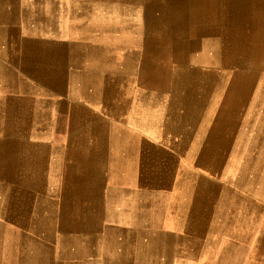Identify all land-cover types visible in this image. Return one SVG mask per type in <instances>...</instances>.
Returning a JSON list of instances; mask_svg holds the SVG:
<instances>
[{
  "label": "crops",
  "instance_id": "1",
  "mask_svg": "<svg viewBox=\"0 0 264 264\" xmlns=\"http://www.w3.org/2000/svg\"><path fill=\"white\" fill-rule=\"evenodd\" d=\"M230 5L0 0V141L40 179L62 171L63 186L33 191L78 201L65 261L264 264V78L253 127L213 123L227 79L185 137L183 95L145 72L152 50L213 45L210 33L222 37L240 16L243 47L257 19L264 51V12L238 16ZM61 209L48 207L57 218Z\"/></svg>",
  "mask_w": 264,
  "mask_h": 264
},
{
  "label": "bare ground",
  "instance_id": "2",
  "mask_svg": "<svg viewBox=\"0 0 264 264\" xmlns=\"http://www.w3.org/2000/svg\"><path fill=\"white\" fill-rule=\"evenodd\" d=\"M230 2V11L237 12L238 16H240L239 14L244 13L245 9L248 13L257 12L258 14L260 13V11L264 12V0H230ZM214 14L216 15V13ZM210 18L213 19V17ZM147 20H149V18ZM253 23V29L250 28L251 24H249L248 26L249 42L247 48L243 47L242 33L244 32V29H242L243 26H241L240 16L237 21L232 18L230 23H228L226 26L225 35H222V37L221 35L217 34L213 35L214 31L210 33L212 35V39L209 42H214L213 45L201 48H188L184 50H152L150 52L151 62L145 67L146 74L151 76V79L154 82H158L157 84H155L157 87L160 88L161 85H163L166 87L165 89L181 93L184 97V112L181 118L183 119V123H189L188 126H184L185 137H187V127L197 124L198 118L200 116L199 112L202 111L204 106L209 102L210 98L214 96L217 101L220 87L225 83V80L227 79L228 97L225 102H222L219 105L217 103V111L213 115L214 119L212 118L213 123L217 126L226 125L232 128L238 127V125L240 124L241 127L244 125L253 127L255 120L259 116L256 112V109L258 106H261V104L256 97L254 101L250 100L249 98L252 94H258V97L261 98V85H259V79L261 78L262 80V78H264V74H262L261 72L259 73L258 71L260 67L259 59L261 57L262 50L259 48L260 40L258 35V25H255L256 23L258 24L257 19L256 21L254 20ZM194 29H196V32L201 36L208 37V31H206L207 33L203 32L199 27H195ZM188 31L190 30L188 29ZM217 66L219 67V70ZM246 95L248 101L245 105ZM245 108L249 110V114L248 116H244L242 120H239L238 114L243 111H241V109ZM37 175L38 174H36V176ZM28 254H26V256H28Z\"/></svg>",
  "mask_w": 264,
  "mask_h": 264
},
{
  "label": "rangeland",
  "instance_id": "3",
  "mask_svg": "<svg viewBox=\"0 0 264 264\" xmlns=\"http://www.w3.org/2000/svg\"><path fill=\"white\" fill-rule=\"evenodd\" d=\"M259 62L262 65L258 71L264 74V51ZM217 68L219 70L218 66ZM257 96L258 94H252L249 99L254 101ZM21 119L22 117L20 121ZM183 125L188 126L189 123ZM23 145L19 146L21 150H25ZM7 148V145H1L0 141V264H47L49 255L52 256L53 264H73L74 262L65 261L61 256L70 255L66 240L80 234L74 231L77 229L78 217L72 209L73 204L78 201L71 195L62 194L52 198L48 194L39 195L34 192L35 189L50 185L49 183L57 188L63 186L64 178L59 177L62 171H57L58 176L55 179H40L36 176L38 170L33 166L35 163L6 158ZM15 163H18L19 169ZM53 204H60L62 208L58 218L54 211L48 210ZM49 238L58 241L51 243L52 248L47 244Z\"/></svg>",
  "mask_w": 264,
  "mask_h": 264
}]
</instances>
